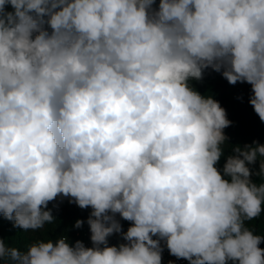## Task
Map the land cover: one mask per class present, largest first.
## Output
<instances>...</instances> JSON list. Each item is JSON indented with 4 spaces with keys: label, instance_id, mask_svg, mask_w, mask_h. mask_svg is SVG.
<instances>
[{
    "label": "clouds",
    "instance_id": "clouds-1",
    "mask_svg": "<svg viewBox=\"0 0 264 264\" xmlns=\"http://www.w3.org/2000/svg\"><path fill=\"white\" fill-rule=\"evenodd\" d=\"M209 69L251 85L264 123V0H0V215L36 232L58 197L92 209L91 247L0 238V264H162L165 247L264 264L246 223L264 213V144L217 167L232 121L192 84Z\"/></svg>",
    "mask_w": 264,
    "mask_h": 264
},
{
    "label": "trees",
    "instance_id": "trees-1",
    "mask_svg": "<svg viewBox=\"0 0 264 264\" xmlns=\"http://www.w3.org/2000/svg\"><path fill=\"white\" fill-rule=\"evenodd\" d=\"M158 3L159 0H156L157 5ZM9 10H11L10 7ZM192 84L201 94L211 95L213 99L217 100L226 110L227 118L232 121L231 126L224 130L225 135L228 137L229 145L226 143L223 146L225 147L224 156L221 157L217 165L218 168L222 169L226 156L231 153V146H243L244 144H251L253 141L264 144V123L260 121L249 103L251 85L240 82L231 85L220 73L211 69L206 70L202 81H192ZM250 167L253 171L258 170L259 160ZM252 180L256 183L261 182L260 177L255 175L252 176ZM48 208L51 209L55 221L52 224H46L43 229L36 232H25L19 228H14L11 221L4 219L0 215V238L4 239L9 246L17 247L21 251H25L27 244L35 239L55 240L62 235L68 237L70 244L81 240L87 242L89 247L92 246L90 241L91 233L86 222L92 211L90 207L81 209L76 204L69 203L68 198L58 197L56 200L49 202ZM262 215L264 213L260 217L246 222L247 226L254 229L255 233L259 235H262V230H264ZM77 219L85 221L80 229L74 227ZM116 219L120 221L123 231L126 232L131 222L122 220L118 214ZM108 242L109 246L118 245L114 235L108 238ZM259 247L264 249V242Z\"/></svg>",
    "mask_w": 264,
    "mask_h": 264
},
{
    "label": "built area",
    "instance_id": "built-area-1",
    "mask_svg": "<svg viewBox=\"0 0 264 264\" xmlns=\"http://www.w3.org/2000/svg\"><path fill=\"white\" fill-rule=\"evenodd\" d=\"M262 224H264V215H262ZM262 236H264V230H262ZM86 247H89L88 243L83 241ZM163 245V241L161 242ZM172 260L174 261V264H189V262L185 259H177L174 256H171L167 250V248H164V251L162 253V264H168V261Z\"/></svg>",
    "mask_w": 264,
    "mask_h": 264
},
{
    "label": "rangeland",
    "instance_id": "rangeland-1",
    "mask_svg": "<svg viewBox=\"0 0 264 264\" xmlns=\"http://www.w3.org/2000/svg\"><path fill=\"white\" fill-rule=\"evenodd\" d=\"M114 236L116 237V242L119 244V243H123V240H122V238L120 237V235L119 234H114ZM34 241V240H33ZM32 241V242H33ZM31 242V243H32Z\"/></svg>",
    "mask_w": 264,
    "mask_h": 264
}]
</instances>
